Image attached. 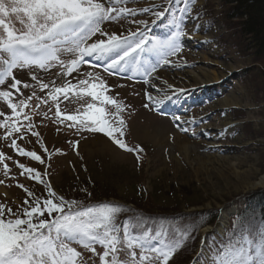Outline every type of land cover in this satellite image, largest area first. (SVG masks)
Returning <instances> with one entry per match:
<instances>
[{
    "label": "snow or ice",
    "instance_id": "obj_1",
    "mask_svg": "<svg viewBox=\"0 0 264 264\" xmlns=\"http://www.w3.org/2000/svg\"><path fill=\"white\" fill-rule=\"evenodd\" d=\"M139 0H0V101L6 112L0 110V139L10 141L9 147L19 157L45 165V159L34 150H26L18 141L29 142L36 137L44 153L51 157L48 148L35 130L33 116L51 119L48 112H41V105H56L55 121L75 128L77 132L88 131L103 134L110 142L128 153H135L141 160L145 151L140 145L129 146L125 140L127 124L121 113L126 109L122 101L108 93L110 86L100 71L109 76L131 73L128 79L145 85L147 101L143 107L152 108L159 114L165 103L178 101L187 90L167 84L157 86L158 70L173 66L183 59L182 38L187 35L186 21L199 19L197 0H167L147 7H130ZM178 13V15H177ZM172 14L175 30L159 41L150 35L151 25ZM151 16L152 19H137ZM125 21L129 26L120 23ZM18 24V26H17ZM120 24V30L106 27ZM135 25V30H132ZM199 25L193 26L198 30ZM154 53L155 61L149 58ZM67 58V59H65ZM82 65L93 71L81 72ZM59 66L58 78H64L59 86L55 80L44 82L37 71H30L31 81H22L14 70H40ZM83 75L85 78H79ZM71 77V79H66ZM11 80V83H7ZM76 83L73 84L72 81ZM123 87V85H119ZM32 89L24 96L23 89ZM47 90L46 95L37 94ZM80 90L97 103H87L83 116L65 115L59 106V97L68 98ZM36 103L33 106L32 101ZM111 106L115 111H108ZM30 109V111H25ZM51 111V106H49ZM175 126L187 133L184 125H197L203 117L183 120L173 114ZM60 129L58 128L57 131ZM193 136L197 133L193 132ZM73 146L79 141H70ZM59 149L57 152L59 153ZM78 154V153H77ZM12 160L0 151L3 175L9 179L11 169L6 162ZM21 176H27L46 189V197L37 196L24 184H17L26 193L22 204L14 210L0 202V264H170L175 253L183 248L192 233L201 224L169 222L157 224L148 218L129 217L119 221L123 208L117 204L85 205L76 199L59 195L43 172L15 160ZM5 184L0 179V185ZM91 196L87 189H81ZM14 202V201H13ZM256 224L239 218L232 230L225 229L218 238L215 233L201 238L190 264H264V211ZM77 244L91 253L85 259ZM100 247V251L97 250Z\"/></svg>",
    "mask_w": 264,
    "mask_h": 264
},
{
    "label": "rangeland",
    "instance_id": "obj_2",
    "mask_svg": "<svg viewBox=\"0 0 264 264\" xmlns=\"http://www.w3.org/2000/svg\"><path fill=\"white\" fill-rule=\"evenodd\" d=\"M161 2L167 3V0H139L129 6L147 7ZM225 9L222 0H197L199 19L186 21L187 35L182 38L180 54L183 59L176 65L160 68L157 73L162 84L165 80L167 84L187 90L178 101L165 103L163 115L151 107H143L147 102L144 96L146 86L139 82V78L128 79L127 75L131 73L109 76L101 69L95 70L101 72L110 86L108 94L127 106L121 113L127 124L124 138L129 146L140 145L145 149L139 162L135 153L119 149L103 134L77 132L75 128L66 127L72 121H65V124L54 122L56 105L49 101V105H41L40 111L48 112L51 119L33 116V121L40 139L52 153L51 157L44 153L36 137H31L29 142L18 141L26 150L41 155L45 165L19 157L8 146L10 141L0 139V151L12 157L6 161L11 169L10 175L16 177H4L0 165V179L5 180V184L0 185V202L9 204L14 210L22 204L26 193L17 187L18 183L37 196L47 195L43 184L20 175L21 170L14 163L19 160L42 172L46 169L48 175L45 179L66 199H76L85 205H120L124 211L119 221L138 216L148 218L149 223L155 221L165 226L169 222L201 224L192 233L193 238L175 253L170 264H190L202 237L206 234L211 237L215 233L218 241L226 239L222 235L224 230H232L234 223L243 216L246 223L256 224L258 219L253 215L247 218L244 210L245 200L264 189V56L255 55L249 49L246 37L226 24ZM173 18L169 14L151 25V37L159 41L167 39L175 30L174 23L170 22ZM137 19L151 20L152 17ZM120 23L129 26L125 21ZM196 24L199 28L194 31ZM105 26L120 30V24ZM131 27L135 30V25ZM149 58L157 59L154 53L149 54ZM224 70H230L229 75L216 80L214 85L203 87L199 82L191 89L190 74L198 76L197 80L201 81L202 71L213 78ZM30 71L39 72L46 83L53 80L58 86L63 83L64 78L57 77L61 71L59 66L48 71L17 69L14 75L22 81L34 83ZM88 71H93L89 65L81 66L82 73ZM79 78L85 77L81 75ZM7 83L10 84L11 80ZM22 91L27 96L32 89ZM36 91L41 96L47 92H40L38 88ZM228 96L234 98V103L224 106L223 99ZM58 102L61 118L65 115L83 116L87 103L98 104L80 90L76 95L69 94L67 99L61 95ZM35 103L33 100L32 105ZM106 108L115 111L111 106ZM0 110L10 113L2 101ZM173 114L181 115L183 120L203 117V122L198 126L184 125L189 128L185 133L175 126ZM225 122L228 124L224 125ZM208 127L210 129L206 130ZM158 131L163 133L162 140L156 137ZM193 132L197 135L193 136ZM3 134L4 130L0 129V136ZM70 141H79V144L73 146ZM84 188L91 196L81 191ZM222 222L223 228L219 230L218 225ZM71 246L81 251L85 259L91 255L75 243ZM97 250H101L99 246ZM94 259L99 264L98 257Z\"/></svg>",
    "mask_w": 264,
    "mask_h": 264
},
{
    "label": "trees",
    "instance_id": "obj_3",
    "mask_svg": "<svg viewBox=\"0 0 264 264\" xmlns=\"http://www.w3.org/2000/svg\"><path fill=\"white\" fill-rule=\"evenodd\" d=\"M222 3L226 7V24L246 37L248 47L255 55L264 56V0H222ZM245 201L247 218L250 215L259 218L264 211V189Z\"/></svg>",
    "mask_w": 264,
    "mask_h": 264
},
{
    "label": "bare ground",
    "instance_id": "obj_4",
    "mask_svg": "<svg viewBox=\"0 0 264 264\" xmlns=\"http://www.w3.org/2000/svg\"><path fill=\"white\" fill-rule=\"evenodd\" d=\"M230 69V68H229ZM231 70V69H230ZM230 70H228V71H220L219 72V75H217L216 77H213V78H210V76H209V74L208 73H205L204 71H202L201 72V81H198L197 80V77L198 76H195L194 74H190L189 75V80L191 81L190 82V87H191V89L192 88H194L196 85H199L200 83L199 82H202V84H200V85H202L203 87H209V86H212V85H214L215 84V81L216 80H222V79H224L225 77H227L228 75H229V72H230ZM197 75V74H196ZM164 76H166V74L164 75ZM159 81V80H158ZM155 82L156 84H157V86H160V85H162V83L159 81V82ZM165 81V80H164ZM223 105L224 106H226V105H230V104H233L234 103V98L232 97V96H228V97H225L224 99H223ZM224 125H226V124H228V122H225V123H223ZM207 129H210L209 127L208 128H206V130ZM163 135V133L162 132H160V131H158L157 132V135H156V137L159 139V140H162V138L164 137V136H162ZM223 217V216H222ZM221 217V218H222ZM224 218V217H223ZM223 222L222 223H219V225H218V228H219V230H221L222 228H223ZM205 229H203L202 231H204Z\"/></svg>",
    "mask_w": 264,
    "mask_h": 264
}]
</instances>
